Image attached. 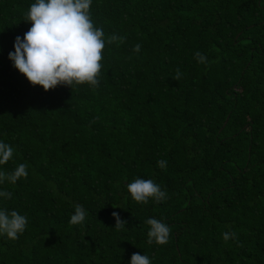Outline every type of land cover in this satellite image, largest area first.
Instances as JSON below:
<instances>
[{"label": "trees", "instance_id": "obj_1", "mask_svg": "<svg viewBox=\"0 0 264 264\" xmlns=\"http://www.w3.org/2000/svg\"><path fill=\"white\" fill-rule=\"evenodd\" d=\"M33 2L0 0V142L14 149L0 171L28 165L0 184V210L28 220L0 236V264H264V0H92L105 39L124 42L106 44L96 88L48 92L8 59ZM136 178L167 199L133 201ZM149 218L167 244L147 243Z\"/></svg>", "mask_w": 264, "mask_h": 264}, {"label": "clouds", "instance_id": "obj_2", "mask_svg": "<svg viewBox=\"0 0 264 264\" xmlns=\"http://www.w3.org/2000/svg\"><path fill=\"white\" fill-rule=\"evenodd\" d=\"M92 0H34L23 13V21L31 27L14 41V51L8 59L13 68L21 74L33 87H41L45 92L57 86H67L70 89L87 84L93 89L99 84L102 69V53L106 44H122L125 37L112 34L105 39L102 28L97 27L91 17ZM140 44L133 51L139 53ZM198 63H206L207 57L200 52L194 54ZM179 68L176 69L174 80L182 77ZM14 154L9 144L0 142V165H5ZM167 162L158 161V166L165 168ZM28 165L19 164L12 172L0 171V184L7 182L15 184L19 179L26 178ZM131 199L140 204L149 200L161 203L167 199V193L151 179L136 178L127 185ZM11 193L0 191V197L11 198ZM87 213L77 205L69 220L70 226L80 225L85 221ZM115 229L125 228L126 221L118 213L113 212ZM28 220L17 211L0 210V236L14 241L22 234ZM149 226L147 243L163 246L168 243L170 227L155 218L145 221ZM225 242L236 239L235 233L224 232ZM130 264H151L147 255L135 253Z\"/></svg>", "mask_w": 264, "mask_h": 264}]
</instances>
